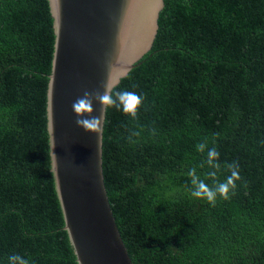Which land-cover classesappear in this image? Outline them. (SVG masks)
<instances>
[{
  "label": "trees",
  "instance_id": "16d2710c",
  "mask_svg": "<svg viewBox=\"0 0 264 264\" xmlns=\"http://www.w3.org/2000/svg\"><path fill=\"white\" fill-rule=\"evenodd\" d=\"M165 5L152 50L112 91L144 96L137 118L106 111L102 167L116 224L133 264H264V0ZM55 40L48 0H0V264L13 253L78 264L51 170ZM213 146L217 179L234 161L241 176L215 206L191 196L188 175L196 167L213 184Z\"/></svg>",
  "mask_w": 264,
  "mask_h": 264
},
{
  "label": "water",
  "instance_id": "95a60500",
  "mask_svg": "<svg viewBox=\"0 0 264 264\" xmlns=\"http://www.w3.org/2000/svg\"><path fill=\"white\" fill-rule=\"evenodd\" d=\"M166 0H48L55 46L47 93L51 170L78 264H133L104 183L102 139L75 124L84 90L111 91L152 50ZM92 116L101 115L93 102Z\"/></svg>",
  "mask_w": 264,
  "mask_h": 264
},
{
  "label": "clouds",
  "instance_id": "9594fccd",
  "mask_svg": "<svg viewBox=\"0 0 264 264\" xmlns=\"http://www.w3.org/2000/svg\"><path fill=\"white\" fill-rule=\"evenodd\" d=\"M144 99L143 95L133 91L120 90L113 93L109 88L104 86L103 93L99 90H84L82 96L77 97L72 103L71 108L77 118L75 124L78 128H81L86 133H99L101 130L103 113L106 112L107 109L115 108L135 120ZM94 101L101 105V115L99 117L91 115L94 111ZM152 134H156L155 129L152 130ZM135 135L139 136L140 133L137 132ZM129 141L135 143L131 138H129ZM206 148L207 144L205 142L196 145L197 151L201 153H203ZM219 156L220 153L215 146L208 148L205 162L210 168L214 169V171H209L205 175L213 179V184L211 186L200 178L197 174L196 167H192L188 172V175L191 177V184L193 185V189L190 193L191 196L204 199L212 206H215L218 197L222 200H228L231 195H235L236 182L241 180L240 168L235 161L225 165L230 175L223 181L217 179V172L221 167ZM203 166L204 164L202 163L200 167ZM8 264H30V262L24 256L13 253L8 257Z\"/></svg>",
  "mask_w": 264,
  "mask_h": 264
},
{
  "label": "bare ground",
  "instance_id": "6f19581e",
  "mask_svg": "<svg viewBox=\"0 0 264 264\" xmlns=\"http://www.w3.org/2000/svg\"><path fill=\"white\" fill-rule=\"evenodd\" d=\"M103 163V162H102Z\"/></svg>",
  "mask_w": 264,
  "mask_h": 264
}]
</instances>
